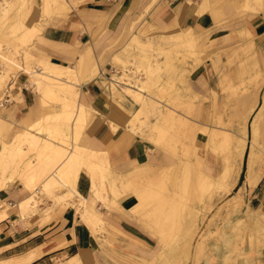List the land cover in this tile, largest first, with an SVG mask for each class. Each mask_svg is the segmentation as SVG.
<instances>
[{
  "label": "crops",
  "instance_id": "1",
  "mask_svg": "<svg viewBox=\"0 0 264 264\" xmlns=\"http://www.w3.org/2000/svg\"><path fill=\"white\" fill-rule=\"evenodd\" d=\"M61 1V6H53L47 15L42 12V0H26L25 3L15 0L19 8L15 9L14 20L7 13L5 20H10L4 21L3 29L7 25L11 28L17 22L38 23L32 53L38 60L75 69L78 80L76 101L85 108L80 144L104 154L110 169L116 172H125L138 163L164 165L174 159L172 153L149 138L151 133L147 129H132L130 119L139 109L138 103L129 93L119 88L114 90L103 76L102 71L108 69L110 47L116 39L150 24L173 27L162 31L156 39L191 32L196 48L202 41L205 52L196 76L204 86L202 93H207L211 99L213 96L214 101L215 97L220 101L228 95L225 90L227 79L224 81L223 74L230 69L227 77L233 83V68L241 54L237 46L254 47L251 60L255 69H262L254 73L260 79L241 96L235 94L233 86L234 100L247 98L255 105L250 106L253 114L249 123L245 122V133L240 132V137L245 136L244 152L234 182L225 194L234 189L237 192L231 193L230 197H235L241 190L243 209L252 210V214L247 215L248 221L264 226V0ZM134 36L139 38L136 32L132 38ZM197 51L201 52L198 48ZM13 84L8 93L9 100L0 107V125L6 119L14 121L19 127L16 132H19L59 110L46 112L49 101L42 92L34 89L35 83L30 82L28 73H20ZM244 108L245 105L239 110L244 111ZM225 111L224 116H228L229 109L225 108L217 114L223 115ZM202 114L205 121L192 116L191 119L207 123L211 112L203 109ZM257 114L253 130L251 123ZM240 124L242 131L243 124ZM252 148L254 155L251 157L249 151ZM197 154L199 161L203 159L204 169L208 162L211 172L212 168L214 173L219 172L220 162L211 158V153ZM19 180L13 179L0 187V204H9L5 205L7 209L1 208L6 216L0 219V264H54L62 255H70L63 264H125L123 260L149 259L157 251L156 240L130 211L133 203L130 194L119 200L118 207L106 211L103 206V216L95 211L99 210V201L93 197L85 170L79 173L76 189L86 199L90 210L107 224H98L96 235L80 219L74 205L59 203L52 197L43 198L36 211L21 216L18 201L31 192ZM103 226L108 229L100 232ZM104 237L107 241H101ZM258 248L254 257L264 264V245Z\"/></svg>",
  "mask_w": 264,
  "mask_h": 264
},
{
  "label": "rangeland",
  "instance_id": "2",
  "mask_svg": "<svg viewBox=\"0 0 264 264\" xmlns=\"http://www.w3.org/2000/svg\"><path fill=\"white\" fill-rule=\"evenodd\" d=\"M7 2L9 4H6ZM4 5L7 6L10 19L14 20L17 8L15 0L5 1ZM9 20H5V22H9ZM12 27L7 25L2 30L5 34L1 35L2 32L0 34V54H6L5 56L13 58L12 60L16 63L21 62L22 64L19 63L21 66L25 54L31 55L33 59L28 61V67L39 70L41 67L38 64V58L31 51L33 41L22 44L16 38L15 32L11 30ZM172 28L166 25L151 24L137 28L133 32L139 35L140 43L132 40L134 39V37L132 38L133 32L116 39L108 53V69H103L102 72L114 90L119 88L129 93L138 103L137 108L139 109L130 119L132 129L134 127L142 131L147 129L151 133L149 138L156 145L172 153L174 159L171 163L164 165L138 163L122 172L121 174L126 179L134 177L135 181L132 180L117 188L118 194L117 192L113 194L110 189H107L104 199L106 205L109 200L108 208H103L105 205L99 201V210L95 211L103 216L102 208L107 211L118 207L116 204L120 202L119 200L130 194L133 201L130 211L156 240L158 249L149 259L123 260L125 264H262L260 259L254 257V253L256 248L264 245V226L254 225L248 221L247 215L248 213L252 214V210L243 209L244 197L241 190H238L240 193H235V197H230L231 193L237 191L233 189L229 194H225L228 191H225L226 185H223L232 162L231 155L239 142L245 139L244 135L240 137V132L245 133V122L247 120L248 124L253 114V112L250 113V106L254 107L255 102L252 103V100L247 98L239 101L234 100L233 86L236 89L235 94L241 96L251 90L255 81L260 79L254 74L260 68L255 69L251 60L253 54L251 50L254 47H247L244 44L237 46L241 50V54L237 56L236 66L233 68V83L227 77L230 74V69L223 74L224 81L227 79L225 90L228 91V95L225 94V98L220 101H217L215 97L214 101L213 96L211 99L206 92V94L202 93L201 90L204 86L196 76L198 66L204 60L203 42L197 43V48L201 50L199 53L196 45L193 46V50H188L179 44L175 36L174 38L164 36L156 39L162 34V31ZM110 68L113 69L110 71L112 79L104 74ZM260 70L262 71V69ZM22 72V69L14 65H7L0 57V75H2L0 97L7 89V92L10 93L14 86L13 80ZM30 73H28L30 82H35L34 89L39 91L35 81L36 77ZM75 90L77 91L76 88ZM212 93L214 94V92ZM50 98H48L49 106L46 112L56 111L60 106L58 99L52 95ZM158 101L166 103L173 112L170 114L165 112L160 115L155 106ZM244 105V111L239 110ZM224 108L229 109L228 116H224L226 111L223 115L217 114L223 112ZM203 109L207 111L209 109L211 114L209 121L203 123L207 124L206 126L209 128L202 131L201 135V129L199 130L201 122L193 121L191 116L197 120H204ZM45 118L43 117L39 123L40 126L43 123L41 135L45 137L48 136L47 134L54 123L56 125L63 124V126L69 123L55 119L52 114L50 118L49 115ZM254 120L255 117L252 123ZM241 122L243 124L242 131H240ZM18 129L19 127L14 121L11 122L7 119L0 125V150L11 141L12 137L14 139L19 132L23 131L16 132ZM212 134L218 137L220 144L222 142L220 140L223 138L221 134H225L228 139L226 144L229 147L222 146L221 148L220 146L215 154L210 146ZM76 142L80 144L79 139ZM24 146L25 149H30L29 153L27 152V158L36 161L37 157L33 152L35 149L31 152L32 148H29L25 142ZM198 152L211 153V158L220 162L219 172L214 173L215 169L212 168V173L208 162L204 169L203 163H201L203 159L201 158L202 160L199 161ZM27 158L25 160H28ZM9 165L12 167L11 164ZM110 172L114 178L116 173H120L112 170ZM106 174L105 176L110 173ZM199 174L203 176L200 178ZM107 177L106 179H108ZM40 194L37 197L35 195L39 201L50 197ZM37 204L26 214L36 211ZM5 205L9 206V204L3 203L0 204V209H7L8 206ZM257 221L260 222L258 218ZM100 223L101 221L98 222V224ZM105 224L106 222L103 225L105 226ZM104 226L100 232L108 229L107 226ZM101 241H107L106 237ZM100 245L103 247L102 242ZM69 257L70 255L67 257L62 255L56 258L54 264H63Z\"/></svg>",
  "mask_w": 264,
  "mask_h": 264
},
{
  "label": "bare ground",
  "instance_id": "3",
  "mask_svg": "<svg viewBox=\"0 0 264 264\" xmlns=\"http://www.w3.org/2000/svg\"><path fill=\"white\" fill-rule=\"evenodd\" d=\"M5 1L8 0H0V34L3 30L5 17L8 13L7 6L5 7L4 5ZM21 1L22 3L26 2V0ZM61 3V0H43L42 12H45L47 14L53 8V6L59 7L61 6ZM6 4L9 3L7 2ZM30 6L32 7V4ZM37 25L38 23L35 22H17V24H15L11 30L15 32V34L17 35V37L16 35L15 37L18 38L19 41H21L23 44L24 42L33 41V39L36 37L39 31ZM3 34L5 33L2 32L1 35ZM175 37L180 45L186 47L188 50H193L192 48L195 45V37H193L191 32L184 34L182 33ZM132 40L140 43L139 38H137L136 36H134V39ZM12 41L14 42V40ZM5 55L0 54V57L1 60L5 61L7 65H14L19 69H24V72H31L34 74L33 76L36 77L35 81L39 92H42V94H44L47 99L50 98L51 95L58 99L60 105L59 110L52 115H54L55 119H59L60 121L62 120L69 123L63 126V124L56 125L55 123L53 125L50 122V124H52L53 126L50 130L48 129L50 132H47L48 136L45 137L41 135V132L43 131V123L41 124V126L39 125L40 121H42L41 118L22 132H19L14 139L12 137L11 141L9 143H6V145L3 146L0 150V187H3L4 185L6 186V183L8 181L19 178L22 182V185L24 184L26 188L31 190V193L18 201V210H20L21 216L22 214L24 215V213L26 215V213H28L29 210H32L34 206L36 207V204L39 201V199H37L36 197L39 196V193H41L42 195L44 193L45 195H48V197L50 196L56 199L59 203L64 202L66 204H72L80 214V219L87 224L92 234L96 235V227L98 225V222H100V219L95 213L90 210L86 203V199L81 196L76 189V181L80 171L83 169L89 175L91 192L94 198L98 201H101L105 205V207H108L105 204L106 202L104 199V194L107 189H110L113 194H116V192L118 191L117 188L128 184L129 182L134 180V177H129L128 179H126L125 176L121 174L122 172H120L116 173V177L114 178L113 175L111 176V169L104 154L93 151L76 142L80 138L79 135L85 121V108L76 103L77 91L75 90V84L78 80L74 68L67 65L52 63L49 61L37 60L41 69H32L28 67V61H30L32 58L31 55L25 54L22 66L19 65V63L21 62L16 63L12 60L13 58H9ZM1 78L2 75H0V79ZM44 104L47 103L45 102ZM156 104L157 105L155 106L158 108L160 115L162 113L164 114L165 112H167V114L173 112V110L169 106H167L166 103L164 104L158 101L156 102ZM257 116L258 114L255 116V120L252 123L253 130L256 126ZM47 124L49 125V122H47ZM206 125L207 124L200 123L201 128H199V130L201 129V135L202 131H205V129L207 130V128H209ZM49 127L51 126L49 125ZM221 135L223 136V138H221L220 140L222 141L221 144L218 143L219 141L216 135L214 136L212 134L213 137L210 140V146L212 150L215 151V154L220 146L221 148L222 146L226 148L228 146L226 144V142H228L227 136L225 134ZM242 140L243 141L239 142L236 150L233 151L231 155V157H233L232 162L230 163L229 170L225 178L226 191L230 190L232 183L234 182L235 173L237 170L236 168L244 152L245 139ZM24 142L28 144L29 148H32L31 152L35 149L36 152H33L36 154V161L27 158V154L29 153L28 151L30 149H25L26 145L24 146ZM221 151L220 153H222ZM249 155L251 157L254 155L253 148L250 149ZM25 157L28 160H25ZM9 164H11L12 167ZM106 172L107 174H110L107 175ZM105 174L108 177L105 176ZM202 176L203 175L199 174L200 178ZM106 177L108 179H106ZM249 181L252 183V179H249ZM5 216V210L0 209V219L4 218Z\"/></svg>",
  "mask_w": 264,
  "mask_h": 264
},
{
  "label": "built area",
  "instance_id": "4",
  "mask_svg": "<svg viewBox=\"0 0 264 264\" xmlns=\"http://www.w3.org/2000/svg\"><path fill=\"white\" fill-rule=\"evenodd\" d=\"M110 71H113V69L110 68L109 71H105V72H104L105 75H108V76H109V79H111V78H110V76H111ZM7 90H8V89H7ZM7 90H5L4 93H3V96L0 97V107H2L3 104L9 100V96H8V92H7Z\"/></svg>",
  "mask_w": 264,
  "mask_h": 264
}]
</instances>
